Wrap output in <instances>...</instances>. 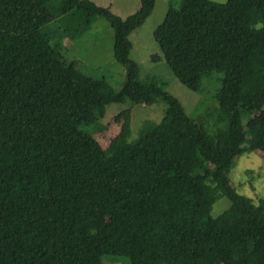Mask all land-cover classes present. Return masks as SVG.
<instances>
[{
	"label": "trees",
	"instance_id": "16d2710c",
	"mask_svg": "<svg viewBox=\"0 0 264 264\" xmlns=\"http://www.w3.org/2000/svg\"><path fill=\"white\" fill-rule=\"evenodd\" d=\"M155 2L122 18L94 0H0V264H264V196L229 177L237 157L264 153V0H181L154 30L152 59L186 87L218 81L212 129L139 80L130 35ZM97 17L125 68L117 90L40 29L57 20L76 39ZM127 100L168 107L135 141L124 121L104 148L86 127ZM221 195L230 206L211 216Z\"/></svg>",
	"mask_w": 264,
	"mask_h": 264
},
{
	"label": "rangeland",
	"instance_id": "374dc122",
	"mask_svg": "<svg viewBox=\"0 0 264 264\" xmlns=\"http://www.w3.org/2000/svg\"><path fill=\"white\" fill-rule=\"evenodd\" d=\"M97 4L109 7L113 13L125 18L140 7V0H94ZM226 2L227 0H214ZM172 3L178 7L181 0H156L153 11L146 21L134 30L130 39L132 50L130 56L140 66L139 80L145 86H160L176 96L184 105L186 112L199 124L213 128L214 118L208 113L217 107L213 94L218 86L216 78L205 79L202 91H193L181 83L173 74L170 66L163 59L153 60V55H160V47L154 39L155 28L163 21L165 12ZM41 31L48 35L52 43H59L64 59L67 62H81L83 70L96 78H106L117 90L125 80V68L114 55V32L109 21L97 17L92 28L76 39H70L57 20L44 24ZM168 105L159 101L154 104L133 103L129 100L123 103L107 104L106 113L99 120L98 129L86 127L106 148L112 136L118 133L122 123L130 122V141H135L146 120L158 123L162 120ZM209 125V126H208ZM229 177L232 185L243 195L257 202L264 196V153L247 151L237 157L230 169ZM230 206V200L221 195L214 203L211 216L217 217ZM105 264H130L127 257L106 255Z\"/></svg>",
	"mask_w": 264,
	"mask_h": 264
}]
</instances>
